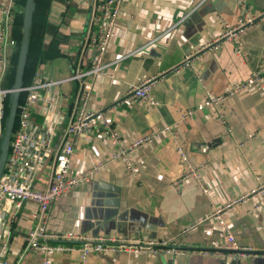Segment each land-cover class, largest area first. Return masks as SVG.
I'll return each mask as SVG.
<instances>
[{
  "label": "crops",
  "instance_id": "obj_1",
  "mask_svg": "<svg viewBox=\"0 0 264 264\" xmlns=\"http://www.w3.org/2000/svg\"><path fill=\"white\" fill-rule=\"evenodd\" d=\"M239 2H124L116 37L105 58L107 75L93 79L88 107L102 111L109 129L118 130L125 143L154 131L160 138L139 150L140 175L136 177L112 159L110 130L101 126L89 136L70 137L74 171L94 157L104 168L52 204L50 232L142 237L202 250L225 245L229 233L238 247L264 253V194L249 195L245 202L224 209L235 198L264 187L263 98L248 89L220 107L185 115L205 98L221 96L233 84L244 83L264 69V0H245V7ZM96 4L97 0H35L30 40L35 21V35L44 34L46 57H30L28 53L26 68L31 67V72L26 78L24 75V87L34 84L36 73L41 74L42 83L56 82L90 67L94 51L88 34ZM245 14L255 18V23L238 43L222 42L219 50L202 49L222 34L223 22L234 26ZM14 23L15 19L10 33L16 42ZM16 48L17 42L7 50L10 67ZM191 55L189 66H185L186 57ZM262 76L264 80V73ZM148 78L157 79L152 90L156 105L128 96L134 86ZM79 91L80 82L74 80L38 91L40 100L32 109L31 132L36 138L44 132L53 133L54 139L49 151L37 146L38 150L28 153L26 168L18 174L20 180L33 177L36 188L47 186L55 154L74 117ZM168 127L181 137L191 162L200 166V182L182 180L185 168ZM203 145L209 147L207 152L201 151ZM5 207L10 206L0 202V242H8L6 259L43 264V256L25 252L23 244V237L35 225L31 217L35 204H25L15 222ZM217 210L222 214L209 218ZM52 264H173V256L92 254L82 263L76 249L56 254ZM176 264H264V257L187 254L178 257Z\"/></svg>",
  "mask_w": 264,
  "mask_h": 264
},
{
  "label": "built area",
  "instance_id": "obj_2",
  "mask_svg": "<svg viewBox=\"0 0 264 264\" xmlns=\"http://www.w3.org/2000/svg\"><path fill=\"white\" fill-rule=\"evenodd\" d=\"M126 0H97L94 8L93 23L90 26L88 34V44L93 49L90 67L77 73L72 78L56 82L42 83L40 73L35 74V82L32 86L23 87L21 99L18 107L17 119L18 125L14 129L9 155L7 157L4 173L0 179V202L8 204L5 207L8 213L12 214V222L16 220V214L27 203L35 204V210L31 217L35 222L34 228L23 237L24 251L43 256V264H52L53 257L60 253H69L76 249L80 253L82 263H86L92 254H169L173 256V264H176L178 257L182 255H203L205 257H224L233 256L239 258H255L263 256L264 253L255 251L252 248L238 247L234 237L228 233L226 244L217 247L215 250L186 249L178 248L166 241H152L142 237H120L114 235L93 237L78 234L54 233L48 230V224L51 217V206L61 196L75 190L80 184L90 181L97 176L104 168V163L93 158V161L85 164L80 170L74 171L70 161L74 154V145L70 137L89 136L95 128L101 127L108 129L109 139L113 147L111 157L114 161L121 162L126 170L134 176L139 177L140 168L137 164V154L141 148L150 145L159 140V132L154 131L141 137L125 143L118 130L109 129L102 111H95L88 107L93 92V79L97 76L107 75V65L105 63L106 55L110 49L113 39L116 37L117 19L121 14L122 6ZM16 0L0 1V143L3 136V122L7 98L10 97L12 89L4 87L6 74L10 68V59L7 50L15 47L16 42L12 39L10 26L14 22ZM245 7V0L239 2ZM81 5H84L82 3ZM99 12V13H98ZM255 23V18L245 14L238 20L234 26L223 22L222 34L210 44L204 46L203 50H219L222 42L238 43V40L247 29ZM236 50L240 52L237 46ZM192 55L186 57L184 65L189 66ZM263 70L254 72L244 83H237L221 96L207 97L200 102L194 110H188L186 116H193L195 111H201L211 107H220L230 98H233L248 89L257 91L264 100V80ZM79 81L80 91L76 100L75 114L66 129L65 139L59 145L55 154L53 169L50 180L43 189L36 188L33 185V177L28 180H20L18 174L25 170L28 163V153L41 147L44 151H49L50 145L54 139L53 133L44 132L39 134L38 138L32 134V109L38 103V91L42 88L60 85L65 81ZM157 83L156 78L143 79L134 86L128 93L129 97L139 101H148L156 105L152 96V90ZM224 123V121L222 120ZM171 131V127L166 128ZM173 144L178 151L182 164L185 168L182 180L194 179L201 181L199 173L200 166L191 162L187 154L181 137L174 131ZM209 147L203 145L202 152H207ZM32 159H30V162ZM204 193L208 190L200 185ZM256 193L264 194V187L252 190L250 194L242 195L232 200L230 204L224 206V209H230L233 205L245 202L249 195ZM221 210H217L209 216L212 218L221 215ZM222 220L225 221L224 218ZM223 221V223H225ZM198 222L196 225L200 224ZM191 226L192 228L195 227ZM8 242H0V264H20V259L12 262L6 259L8 252Z\"/></svg>",
  "mask_w": 264,
  "mask_h": 264
},
{
  "label": "water",
  "instance_id": "obj_3",
  "mask_svg": "<svg viewBox=\"0 0 264 264\" xmlns=\"http://www.w3.org/2000/svg\"><path fill=\"white\" fill-rule=\"evenodd\" d=\"M35 10V0H27L23 16V35L16 68L15 83L9 97V115L5 120L3 136L0 143V179L4 173L9 155L11 140L16 125L21 91L24 87V75L30 46V30Z\"/></svg>",
  "mask_w": 264,
  "mask_h": 264
},
{
  "label": "trees",
  "instance_id": "obj_4",
  "mask_svg": "<svg viewBox=\"0 0 264 264\" xmlns=\"http://www.w3.org/2000/svg\"><path fill=\"white\" fill-rule=\"evenodd\" d=\"M37 2L39 0H36ZM27 0H16L15 2V12H14V19H15V25L13 29L14 37L17 42V48L15 53L12 55L11 59V67L10 70L7 74L6 80L4 82V87L6 89H12L15 83V76H16V68H17V62H18V57H19V47L21 45L22 41V26H23V11L24 7L26 5ZM35 29V21H34V26L32 28V34H31V40H30V48H29V56L30 57H46V53L44 50L45 44H44V39L43 35H40L39 37L35 35L34 32ZM31 65V64H30ZM26 73H25V78L29 75V72H31V67L26 68ZM9 115V97L7 98V104H6V110H5V118L3 122V126L5 124V120L7 119ZM18 125V119L16 120V125L15 128H17Z\"/></svg>",
  "mask_w": 264,
  "mask_h": 264
}]
</instances>
